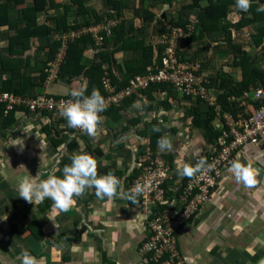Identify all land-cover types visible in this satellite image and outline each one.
<instances>
[{
  "label": "crops",
  "instance_id": "obj_1",
  "mask_svg": "<svg viewBox=\"0 0 264 264\" xmlns=\"http://www.w3.org/2000/svg\"><path fill=\"white\" fill-rule=\"evenodd\" d=\"M53 1L65 5L70 3L68 0ZM116 3L121 5L120 9ZM191 3L192 0H83L87 15L96 13L102 21L82 26L78 32H55L53 35L61 41L55 58L61 59V67L69 37L88 33L94 38L102 30H109L114 24L120 25L118 29L122 27L126 36L132 37L134 42L128 40L123 43V49L111 44L106 51L112 58L113 74L121 77L131 66L133 58L141 59L139 43L153 48L154 59L158 58L162 30L173 22L194 21L198 24L201 22L198 16L215 19L217 14L226 13L218 19V28L204 31L202 38L209 41L198 45V48L209 44L215 47L225 35L221 29L228 24L223 21L237 24L244 15L253 16L252 10L244 12L236 9L235 0H213L212 5L207 0H200L197 7L188 6ZM261 3L264 0H250V5L256 9ZM7 4V20H15L23 7L32 4V0H25L18 5L14 1ZM72 6L69 9L63 6L50 7L47 13L37 15L38 25L50 17L62 18L64 13L70 16L71 23L77 21L82 24L81 15L86 13H78V5ZM128 11L140 13H137L139 16L132 13V16ZM257 24L233 29L235 39L237 37L239 42L248 43H243L244 51L251 52L252 48L257 52L263 50L264 42L257 45L254 39V35L259 32ZM243 30L247 32L246 35ZM13 34L6 24L0 23V85L8 77L2 61L5 65L14 61L13 64L19 65V72L27 75L32 83L25 90V95L50 93L70 96L71 90H85L88 87L89 79L82 75L58 77L50 82L46 78L42 80L41 69L49 60L46 59L48 53L41 49L43 42L31 38L29 45L22 48L12 43ZM95 55L96 50L91 47L86 49L82 64L89 67V61L100 62ZM207 57L210 58V62L206 59V68L209 67V70L204 71V74L210 81L209 86L214 95L220 97L226 88L218 85L221 80L213 78V75L225 73L234 86L242 83V68L236 66L234 61L223 60L222 54L216 51ZM222 61L228 64L222 65ZM252 61L254 66L264 72L263 55H253ZM102 66L108 71V62H102ZM12 85H19L17 78ZM180 98H183L181 103L177 101ZM127 100L120 105V116L106 112L99 114L102 119L98 122L95 137L79 128H69L67 122L50 126L45 115L25 112L23 109L14 112L10 124L3 125L0 120V264H19L17 256L21 246L37 257L39 264H158L147 262L139 251L148 235V227L146 215L138 208V196L136 203L115 195L111 199H98L94 189H86L74 198V204L67 211H61L51 207L52 201L48 198L33 203L24 201L18 197L15 187L19 176L29 175L37 182L48 174L59 176L62 166L70 163L71 155L88 153L97 161V174L111 170L121 179L123 189L127 191L147 151L165 156L177 171L175 161L190 165L209 148L210 141L204 137L203 131L194 128L193 117L185 114L187 109L195 105L185 97L158 87ZM199 107L203 111L207 110L204 104ZM217 119H214L213 124ZM45 123L49 126V134L43 130ZM154 125L159 131H153ZM165 134L171 139L172 148L160 151L153 137ZM53 138L58 144L53 143ZM21 139L24 143L22 150L19 145H14L21 143ZM239 157L256 169L257 183L245 187L235 181L230 171L225 173L218 189L221 193L217 197L219 204L208 205L186 228L177 233V251L185 263L259 264V260L264 257V147H248ZM53 166L55 172L51 173ZM36 172L39 175L33 177ZM183 177L178 175L177 182ZM228 212L233 214L230 216Z\"/></svg>",
  "mask_w": 264,
  "mask_h": 264
},
{
  "label": "built area",
  "instance_id": "obj_2",
  "mask_svg": "<svg viewBox=\"0 0 264 264\" xmlns=\"http://www.w3.org/2000/svg\"><path fill=\"white\" fill-rule=\"evenodd\" d=\"M187 27L192 32V26L187 25L185 28L172 27L163 33L160 64L154 71L135 75L122 88L113 84L107 74L102 82L105 108L100 114L105 113L109 107L119 105L136 92L147 90L153 85H166L188 100H201L199 104H204L207 108L213 107L218 115L219 120L215 121L213 127L219 131V136L210 143L207 153L203 152L193 160L191 165L199 162L201 158L204 163L193 171L195 173L187 180L181 194L178 192L183 184L178 188L170 184L177 182L176 177L169 162L162 155L147 151L142 156L138 172L130 181L129 187L139 183L143 189L138 195V208L148 217L149 235L142 241L139 251L147 262L158 263L164 258L163 264H172L176 260L180 263L176 242L179 229L198 216L205 203L211 200L212 191L220 184L233 159L248 147H264V86L251 88L241 96L232 95L229 102L235 108L226 110L217 100L219 96L211 92L210 81L204 74L207 60L196 58L194 54L192 57L179 56L178 50L185 47L186 40L192 35L188 34ZM60 61L58 58L48 61L49 69H45L49 73L46 77L48 82L59 77ZM72 99L74 98L56 97L50 93L15 95L0 91V103L4 104V113L16 108L33 114L46 112L48 121L52 117L60 119L59 123L65 119L60 116V109L65 102ZM168 187L174 190L172 198L180 200L182 204L179 211L178 205L168 204ZM163 203L172 208L161 209V213H158L156 209Z\"/></svg>",
  "mask_w": 264,
  "mask_h": 264
},
{
  "label": "trees",
  "instance_id": "obj_3",
  "mask_svg": "<svg viewBox=\"0 0 264 264\" xmlns=\"http://www.w3.org/2000/svg\"><path fill=\"white\" fill-rule=\"evenodd\" d=\"M6 1L8 3L10 1L12 2L14 1L16 5H18V4L23 3L25 0H6ZM192 1L193 3H191V5L189 4L188 6L194 7L195 5V7H197L198 2L200 0H192ZM207 1L211 5L214 4L213 0H207ZM7 2H2L0 0V23L2 25L6 24L7 28L14 32V34L11 37L12 43L14 45H20L22 48H26L29 45V40L31 38L33 39L37 38L39 41L43 42L41 49L44 50L46 53H48L47 58H46V59H49L48 61L55 59L56 57L55 53L58 47L61 46V41H58L56 37L53 35L55 32L63 31V30H65L66 32L68 31L78 32L82 26L98 24V23H101L102 21L98 14L93 13L92 17L89 19H86L82 24L78 23L77 21H74L71 23L70 16H68L67 13H64L62 18L54 17L53 19H51L50 17L46 19L42 25H38L37 18H36L37 15L40 13H47L48 9L53 6L54 7L63 6L69 9V8H73L72 4L73 5L77 4L78 10H79L78 13L87 14L86 9L84 8L83 0H71V3L66 4V5L63 3L62 4L54 3L53 0H32V4L30 6H26L21 9L20 15L18 18H16L15 20H7V16H6L7 10H8ZM116 5H117V8L120 9L121 5L118 6V3H116ZM248 9L252 10L254 17H251V16L246 17L244 15V18L239 23L235 24L234 27L236 29H241L242 27L247 26V25H251L255 23L260 24L259 32L254 37L256 44L260 45L264 42V11L258 12L256 11V8L255 7L253 8V6L250 4H249ZM223 15H226V13L223 14V12H221L217 14L215 19H206L205 17L198 16L199 20H201V22L198 24L197 23L195 24L194 21L192 22L191 21L173 22L171 23V25L163 28L162 33L168 32V29L172 27L185 28V26L193 24V29H192L193 35H191L190 38L186 40V43L187 44L195 43L199 45L200 42L206 41V38L204 39L202 38L205 35L204 31L206 30L208 31L210 29L215 30L216 28H218L216 23L218 22V19L222 17ZM117 26L116 24H114L110 26L111 28L109 30H106V31L102 30L100 34L98 33V35L94 36V38L92 34H88V33H83L74 38L69 37L66 43L67 47H66L65 59H64V62L61 64V67L59 70V77L60 78L61 77L71 78V77L79 76V75L86 76L89 79V84H88V87L84 90L85 95L90 93V91L93 88H96L101 94V96L103 97L105 93L103 91L102 82H103V77L105 76V74H107L110 77L113 84H115L118 88H122L126 86L129 80L135 75L146 74L150 71H154V69L158 67L160 64L161 52L163 48L160 47L158 49L159 50L158 58L154 59L153 48L149 46H144L143 43H139L140 49L142 51L141 56H140L141 59L137 60L138 58L137 59L133 58L130 61L131 66L128 67L127 71H125L121 77L117 75L115 76L113 74V71L111 68L112 58L110 57V53L107 52L106 49H108L111 44L117 46V49L118 48L123 49L122 47L123 43L127 42L128 40L134 42L132 37L126 36L125 31L123 30L122 27L118 29L120 25L118 27ZM223 28L227 29L229 28V26H225ZM110 31H112V34ZM210 46H211L210 44L207 46L205 45V50L208 51ZM229 46L231 48H234L236 51H239L241 54H244L242 57H239L235 61V65L242 68L244 79L242 83L234 86L232 84L233 81L230 80V77L227 74L218 73L217 80L218 81L221 80V82L218 83V85H220L222 88L225 87L226 89H225V92L221 94V96L217 100H219V102L223 104V107L226 110H232L235 108V106L231 107V105L233 104H230L229 102V97H231L232 95L241 96L245 91L250 90V88H253L254 86H264V72L253 65L252 58L248 56V54L244 53L241 47H237L233 42H231V39H229ZM90 47L96 50L95 56L99 58L100 62L97 63L95 61H92V62L89 61V67H87L82 64V59H83L85 50ZM178 53H179V56L182 58L188 57V54L184 56V52L180 49L178 50ZM195 53L197 55L194 54V57L199 58L198 55L201 56V54H198V51H195ZM48 61L46 64L44 63L46 66L44 65V68L41 69V79L42 80L45 79L49 75V73L45 70V69H49V67L47 66ZM208 61L210 62V59ZM9 62L10 64L8 63L5 65V63L2 61V67L4 68V70L8 71V77L4 79L2 84L0 85V91L9 92L15 95H25L24 94L25 90L28 87H30L32 83L27 75H24L23 73L19 72L17 68V66L19 67V65L16 66V64H13L14 61L13 62L9 61ZM102 62L109 63L108 71L107 69L106 70L103 69ZM16 78L18 79L19 85L17 87H14L12 85V82ZM158 87H162V89H166V88L170 89V92L173 91L172 87L170 86L153 85L147 90H142L140 92L134 93L133 95L125 98L122 102L124 103V101L134 97L135 95H138V93L147 92L149 90H153ZM232 87H234V89L230 90ZM55 96L58 97L57 95ZM65 97H71V96H65ZM198 101L199 103L201 102V100H198ZM121 103L119 105H114L112 107H109L105 112L108 114L116 113L117 116H120L119 114L122 109L120 107ZM199 106L200 104H197L191 107L190 109H187L185 111V114H188L189 116L193 117V120H192L193 127L197 129H201L203 131L204 137L207 138L211 143L212 141L216 140V137L219 136V131L214 129L213 127V121L215 118L218 117V115H216L215 109L213 107H208L206 111H203L201 110ZM16 110H18V108L8 111L7 113H4V104L0 103V120L3 125L12 123L13 115ZM47 114L48 113L45 112L43 115H45L46 117ZM50 119L51 120L47 122L50 126L52 125L55 126L56 124L60 122V119L57 120V118L53 119L52 117H50ZM65 121H66L65 119H62L61 122H65ZM47 123H45L46 126L43 128V130L49 134V130H48L49 126ZM156 139H157V136L153 137V141L156 142ZM52 140L54 144L56 143L58 144V142L55 141L54 138ZM59 142L61 143L60 140ZM70 146L73 147L74 144L73 145L70 144ZM153 149H154V146H153ZM163 157L165 158V156ZM173 171H174V176L177 177L178 176L177 171L175 170ZM193 173L187 176L184 175L183 182H182L183 185L181 186L178 194H181L187 180L193 175ZM211 194L213 195V191ZM138 201H139V196H138ZM170 208H172L170 207V205L163 203V204H160V209L156 211L158 213H161V209H170ZM177 248H179L178 245H177ZM163 259L160 262H158V264H163V261H164ZM177 262L178 260H176L174 264H176Z\"/></svg>",
  "mask_w": 264,
  "mask_h": 264
},
{
  "label": "clouds",
  "instance_id": "obj_4",
  "mask_svg": "<svg viewBox=\"0 0 264 264\" xmlns=\"http://www.w3.org/2000/svg\"><path fill=\"white\" fill-rule=\"evenodd\" d=\"M249 4L250 0H235L234 6L236 9L246 12L249 8ZM256 11H264V4H260ZM69 95L74 99L65 102L64 106L59 111L60 116L65 118L69 128H79L89 136L95 137L97 134L98 122L102 119L99 114L105 108L104 98L96 88H93L87 95H85L83 89L71 90ZM153 131H159V128L154 125ZM21 141V143L14 145H19V148L22 150L24 148V143L22 139ZM156 146L160 151L166 149L170 150L172 148V141L167 134L161 135L156 139ZM153 154L155 155L158 153ZM69 159L70 163L62 166L60 170L61 175L59 176L48 174L46 178L40 179L38 182L30 178L29 175L19 176L15 185L18 197L31 203H33V201H42L48 198L52 201L51 207L58 208L61 211H67L74 204V198L79 197L86 189H94L98 199L103 197L111 199L115 195L123 197L132 203H136L137 196L143 191L139 183H136L132 188L125 191L121 179L116 177L111 170L107 173L97 174V161L88 153H75L71 155ZM165 159L169 162L171 169L174 170L171 162L166 157ZM175 163L178 175L187 176L191 175L194 170L199 169L204 161L203 158H201L199 162L194 165H191L193 161L190 165L179 160L175 161ZM21 166L23 165L19 167ZM228 171L232 173L237 183H241L245 187H250L257 183L256 169L246 160H242L239 155L230 162ZM54 172L55 166L51 169V173ZM38 175L39 173L36 172V174L32 176L35 177ZM207 203L208 202H206L205 205ZM190 221H188V223ZM146 222L148 227L147 216ZM148 231L149 228L147 229V232ZM17 259L19 260V264H39V259L30 254V252L22 246L20 247ZM259 264H264V257L259 260Z\"/></svg>",
  "mask_w": 264,
  "mask_h": 264
},
{
  "label": "rangeland",
  "instance_id": "obj_5",
  "mask_svg": "<svg viewBox=\"0 0 264 264\" xmlns=\"http://www.w3.org/2000/svg\"><path fill=\"white\" fill-rule=\"evenodd\" d=\"M70 3H71V0H68ZM70 3H68V4H70ZM261 4H264V3H261ZM75 5H77V4H75ZM76 7V6H75ZM132 16H133V14L134 15H136V16H139L137 13H140V11L138 12V11H134V12H131V11H128ZM259 12V11H258ZM133 13V14H132ZM81 16H83V20H82V22H84L86 19H89V18H91L92 17V15L91 14H85V15H81ZM104 16V15H103ZM249 16H251V17H254V16H252V15H248V16H246V17H249ZM222 23H227L228 25L227 26H229L230 28H227V29H225V28H223V30L221 29V31L222 32H224V34L226 35H224V38H221L220 39V42L219 43H216L215 44V47H214V45L212 46V44H210L211 46H210V48H209V50L207 51V50H205V47H204V45H200V47L198 48V45H196V44H194V43H186V45H185V47H181V50L184 52V56L185 55H187L188 54V57H192V55L193 54H196L195 53V51H198V54H201V56L200 55H198L199 57H200V59L202 60V59H210L209 57H207V56H209V55H211L212 54V52H215L216 51V53H218V54H222V59L223 60H225V61H236L239 57H242L244 54H241L239 51H236L234 48H231L228 44H229V39H231V42H233L237 47H241L242 49H244V45H243V43H245V42H243V43H241V42H239V40L237 39V37H236V39L234 38V32H233V29L234 30H237L234 26H235V24H234V22H232V21H229V20H225V21H223ZM191 26H192V29H193V24H191ZM257 26V28L259 29L260 28V24H257L256 25ZM187 29H188V34L190 33V34H192L193 35V32H191L190 30H189V28L187 27ZM243 33L246 35V33L247 32H245V30H243ZM254 33V32H253ZM228 35V36H227ZM256 35V34H255ZM255 35H254V37H255ZM249 37H250V35H248ZM207 41H209V40H207ZM206 41V42H207ZM194 45V47L192 46V47H189L190 45ZM246 45L248 44V43H245ZM230 47V48H229ZM228 48H229V51H228ZM195 49V50H194ZM244 51V50H243ZM244 53H246V54H248V56H250L251 58L253 57V55H256L257 53H258V56H261V55H263L264 56V47H263V50H259V52H257L254 48H252L251 49V52H247V51H244ZM197 55V54H196ZM207 55V56H206ZM206 57V58H205ZM229 59V60H228ZM225 61L223 62L222 61V65H224V63H225ZM225 64H228V63H225ZM218 66H220V65H217L216 67H218ZM223 67V66H222ZM205 68V67H204ZM209 70V67L208 68H205L204 69V71H206V70ZM213 78L214 77H218V76H216V75H213L212 76ZM230 90H233V89H230ZM176 99H177V97H176ZM177 101H180V103L183 101V98H180V99H178ZM189 101H191V103H193V104H195V105H197V104H199V102H197L196 100H189ZM157 102V101H156ZM179 103V102H178ZM157 105H158V102H157ZM201 105V104H200ZM207 151H208V149H207ZM207 153V152H206ZM176 181H177V178H176ZM222 179H221V182H220V184H218L215 188H214V190H213V196H212V198H211V201H208V203L203 207V209L205 210L206 209V207L208 206V205H210V204H219L218 203V196H219V194L221 195V193L218 191V189H219V186L221 185V183H222ZM180 183H178V182H175V181H173V182H170V184L171 185H173L175 188H178L179 187V185L183 182V179H181L180 181H179ZM171 192V193H170ZM172 193L173 194H175L174 192H173V189L171 188V187H168V195H167V197H166V199H167V201H168V204H172V205H175V206H177V211H179L181 208H182V204L180 203V200H175V198L173 199V198H171V196H173L172 195ZM179 201V202H178ZM160 209V207H158L156 210H159ZM202 209V210H203ZM176 211V212H177ZM175 212V213H176ZM203 213V212H202ZM227 214H229L230 216L233 214V213H227ZM228 215V216H229ZM225 222H227V221H225ZM188 224H186V225H184V226H182L180 229H184V228H186V226H187ZM180 229H179V231H180ZM229 229V228H228ZM179 233V232H178ZM178 241H179V239H178V236L176 237V242L178 243ZM180 264H189V262L188 261H186V263H185V260H183V261H181L180 260Z\"/></svg>",
  "mask_w": 264,
  "mask_h": 264
}]
</instances>
